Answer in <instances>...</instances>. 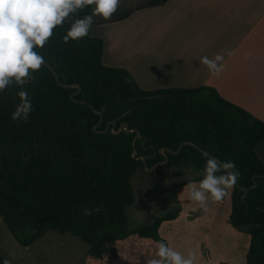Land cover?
Wrapping results in <instances>:
<instances>
[{"label": "trees", "instance_id": "16d2710c", "mask_svg": "<svg viewBox=\"0 0 264 264\" xmlns=\"http://www.w3.org/2000/svg\"><path fill=\"white\" fill-rule=\"evenodd\" d=\"M166 2L147 0L103 23ZM85 14L91 10L79 13ZM67 27L66 22L55 29L38 51L63 84L80 86L73 98L77 88L59 86L46 65L22 86L34 107L27 122L11 119L21 86L0 92V218L15 239L27 247L48 231L68 233L96 260H103L108 250L118 257L116 244L130 234L168 244L159 227L178 217L177 201L173 211L127 231L126 210L135 202L131 178L139 167L145 170L142 156L150 168L166 159L161 148L175 151L181 142L192 141L236 165L237 183L248 193L242 199L244 191L233 186L229 223L250 235L246 264H264V163L256 153L264 121L211 86L144 90L127 69L103 64V39L89 33L64 43ZM150 95L160 96L145 98ZM124 123L133 132L113 133ZM165 154L166 163L153 173L192 168L202 179L209 157L195 147L183 145L177 154ZM2 258L7 257L0 252Z\"/></svg>", "mask_w": 264, "mask_h": 264}, {"label": "crops", "instance_id": "0c3cea01", "mask_svg": "<svg viewBox=\"0 0 264 264\" xmlns=\"http://www.w3.org/2000/svg\"><path fill=\"white\" fill-rule=\"evenodd\" d=\"M101 26V35H95L104 41L103 64L127 69L142 89L211 86L264 121V0H167ZM110 26L119 28L108 35ZM227 51L233 54L225 55L217 76L200 63L202 56ZM256 153L264 163V138ZM197 177L191 174L176 185L179 215L162 222L159 234L181 254L191 253L194 264H240L239 259L246 264L250 235L229 223L233 186L221 201L209 199L205 210L188 199L189 182L198 183Z\"/></svg>", "mask_w": 264, "mask_h": 264}, {"label": "clouds", "instance_id": "9594fccd", "mask_svg": "<svg viewBox=\"0 0 264 264\" xmlns=\"http://www.w3.org/2000/svg\"><path fill=\"white\" fill-rule=\"evenodd\" d=\"M121 0H0V92L10 85L21 86L17 95L19 102L11 113L14 121L27 122L34 110L29 93L22 86L44 63L42 49L54 34V30L66 22L68 27L62 37L64 43L79 41L89 36L94 17L109 19L118 9ZM91 14L80 16L84 9ZM225 54L213 58L200 57L213 76L224 70ZM231 161L208 158L202 172V179L189 182L188 199L197 202L207 210L209 199L219 202L226 195V189L235 185L239 173ZM219 173V174H218ZM157 259L150 264H194L193 256H187L168 246L164 241L156 243ZM0 264H12L8 258L0 259Z\"/></svg>", "mask_w": 264, "mask_h": 264}, {"label": "rangeland", "instance_id": "374dc122", "mask_svg": "<svg viewBox=\"0 0 264 264\" xmlns=\"http://www.w3.org/2000/svg\"><path fill=\"white\" fill-rule=\"evenodd\" d=\"M145 1L147 0H121L115 14H120ZM94 21L90 35L103 39L95 34L101 35L103 31L101 24L106 20L96 16ZM110 27L112 28L105 31L108 35H111L115 28H119ZM153 170L149 172L139 167L131 178L135 202L126 210L128 232H133L138 226L149 224L159 216L173 211L176 207L174 196L176 185L185 177L197 173L192 168L189 171L163 168L154 173ZM164 231L165 235H171L166 228ZM200 238L205 242L209 240V237L203 233L200 234ZM156 243L140 238L137 234H130L116 244L118 257L114 256L112 250H108L103 260H96L87 255V247L78 237L68 233L60 234L57 231H48L32 245L24 247L0 218V252L10 259L12 264H150L151 260L158 258L155 255ZM172 243L178 246L181 244L173 238ZM203 253L208 255V250L204 249ZM239 261L242 264L241 259Z\"/></svg>", "mask_w": 264, "mask_h": 264}, {"label": "water", "instance_id": "95a60500", "mask_svg": "<svg viewBox=\"0 0 264 264\" xmlns=\"http://www.w3.org/2000/svg\"><path fill=\"white\" fill-rule=\"evenodd\" d=\"M43 65H46L47 67L50 68V70L53 72L54 77H55V80H56V82H57V84H58L59 86H62V87H64V88H72V87H76V88H77V90H76L74 93L71 94V97H72V98H73V95H74V94H77V93H78V91L80 90V86H79L78 84H76V83H74V84H63V83L60 81L58 74L52 69V67H51L48 63H43L41 66H43ZM159 96H160V95H150V96L145 97V98H150V99H152V98L159 97ZM82 102H84V101H82ZM89 106H90V108H91L96 114H99V115L102 114L101 111H98V110L94 109V107L92 106V104L89 103ZM101 120H102V119H101ZM121 130H123L125 133L133 132V129H129V128H128V124H127V123H124V124H122V125L118 128L117 131H115V132L113 131V133L117 134V133H119ZM94 131L97 132V130H96L95 128H94ZM107 131H108V126H107V127L105 128V130H103L102 132H107ZM111 131H112V130H111ZM138 137H140V134H139L138 131H136V136H135V138H138ZM183 145H191V146L195 147L197 150H199L200 152H202L203 154H205L207 157H209V158H215V159H217L218 161H220L216 156H214V155L210 154L209 152L205 151L204 149H202L201 147H199L196 143H194V142H192V141H183V142H181V143L179 144L178 148H177L175 151H173V150H171V149H169V148H166V147L161 148V149H160V153H161V154H164L166 159H165L163 162H157V163H155V164H154L152 167H150V168L147 167L146 157H145V156H142L141 159H142V161H143V164H144L145 169H146L147 171L150 172L152 169H154L155 166H157V165H159V164H165V163H166V160H167V155H166L165 153L177 154V153L181 150V148H182ZM235 185L237 186L238 189L244 191V194H243V196H242V199H244V198L247 196L248 188L243 187V186H240V185L237 183V181H236ZM255 185H256V183H255Z\"/></svg>", "mask_w": 264, "mask_h": 264}]
</instances>
